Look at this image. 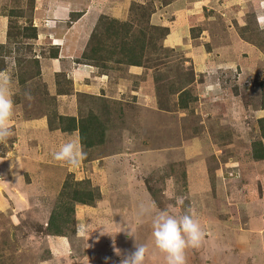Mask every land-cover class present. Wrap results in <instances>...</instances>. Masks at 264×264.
Instances as JSON below:
<instances>
[{
    "label": "rangeland",
    "instance_id": "374dc122",
    "mask_svg": "<svg viewBox=\"0 0 264 264\" xmlns=\"http://www.w3.org/2000/svg\"><path fill=\"white\" fill-rule=\"evenodd\" d=\"M28 1L20 5L18 0H8L3 7L7 0H0V15L5 16L4 25L0 18L2 34L9 30L6 9H27ZM129 1L162 10L170 32L166 40H157L160 50L151 52V63L140 73L114 61L107 70L93 67L99 81L107 85L97 94L106 103L114 101L111 104L116 107L108 116V143L91 152L82 148L78 137L58 133L60 140L53 137L49 149L44 147V151L38 144L43 167L27 161L24 165L37 175L50 173L45 178L41 175L32 186L27 206L20 210L9 207L0 213V264H120L123 256L135 250L136 242L147 247L144 264H166L151 235L154 215L165 209L176 216L191 209L205 233L199 248L186 249V264H264V160L256 162L251 157L252 142L259 137L257 120L264 116L259 86L264 79V34H256L257 28L264 32V0H203L206 5L202 7L197 0ZM182 6L193 7L189 14L195 9V19L185 26V41L178 37L182 22L176 17ZM246 25L255 33L247 32L244 38L241 29ZM40 36L45 39L42 31L38 39ZM5 43L0 74L8 79L14 101L9 122L13 138L17 125L24 131L29 128L27 123L19 124L21 117L52 116L58 113V102L50 96L55 94L53 73L45 67L40 75L33 74L36 68L31 58L42 48L8 36ZM191 68L196 80L190 87L198 101L189 107L193 114H188L168 89L183 70ZM103 73L107 76L102 77ZM159 73L160 82L155 77ZM22 78L28 80L22 82ZM59 79L62 83L64 77L56 76ZM68 88L71 95L60 101L66 107L64 113H87L88 104L79 108L73 86ZM32 139L36 142L37 138ZM8 140L0 145L7 146ZM68 141L83 152L79 164L70 167L57 161L55 165L53 153ZM34 158H38L36 153ZM254 163L262 166L261 177L252 173ZM72 178L90 181L98 190L95 204H76L75 225L67 229V236L50 235L46 230L49 215L65 180ZM9 199L5 193L2 201L6 207L13 206ZM141 206L149 212L141 215ZM103 230L112 235H101Z\"/></svg>",
    "mask_w": 264,
    "mask_h": 264
},
{
    "label": "trees",
    "instance_id": "16d2710c",
    "mask_svg": "<svg viewBox=\"0 0 264 264\" xmlns=\"http://www.w3.org/2000/svg\"><path fill=\"white\" fill-rule=\"evenodd\" d=\"M18 2L22 5L23 0H18ZM26 6L27 9L22 7H13L11 11L6 9V16H9L10 19L7 36L9 40L15 39L18 43L32 46L39 34V29L34 25L35 0L28 1ZM154 11L155 8L152 4L148 5L147 3L143 4L133 1L129 7L127 20L102 15L79 62H86L106 70L113 67L109 64L112 61L126 66L135 65L147 68L152 61V59L150 60L151 52L156 49L160 50L157 40L159 39L160 42L170 32L169 27L151 23V16ZM20 18H25V22L19 21ZM71 20L73 21L74 18ZM251 29L249 25L244 26L241 29L242 36L245 38L247 32L255 33L250 31ZM259 33L264 34L257 28L256 34ZM6 44L0 45V53L2 47L4 48ZM50 55L58 56V53L51 51ZM31 59H33L32 62L36 68L33 74L35 76L40 75V60L36 57ZM22 62L19 59L18 63L23 64ZM57 76L64 75L58 73ZM26 77L29 79L30 74ZM155 77L159 82L162 80L161 73H159V77L156 75ZM28 79L22 78L21 81L25 82ZM195 80V73L191 68L188 72L183 70L177 81L172 82L169 86V92L178 96L177 104L182 110H189V107L198 101L197 94L190 87ZM59 82L57 95L70 94L68 87L72 85V80L64 77L62 83L60 79ZM161 86H159V90L162 88ZM259 86L262 99L261 108L264 110V79L260 81ZM72 94L76 95L79 108L80 106L84 108L88 104L87 113H80L81 116L59 115L58 113L50 116L49 114V127L51 130L59 129L62 132H77L82 148L94 152L99 146L108 143L107 131L111 127L108 116L116 107L113 109L111 102L106 103L108 102L107 99L98 94L75 91ZM51 99L54 102H58L57 96H51ZM187 112L188 114H193L194 111L189 110ZM257 121L259 137L252 142L251 157L254 161L259 162L264 160V116ZM8 152V146L0 145V157H5ZM73 178L65 180L49 215L46 230L50 235L67 236V229L72 224L75 225L74 213L76 204H95L98 190L91 187L90 181H76ZM25 179H27L26 174ZM151 193L154 196V193Z\"/></svg>",
    "mask_w": 264,
    "mask_h": 264
},
{
    "label": "crops",
    "instance_id": "0c3cea01",
    "mask_svg": "<svg viewBox=\"0 0 264 264\" xmlns=\"http://www.w3.org/2000/svg\"><path fill=\"white\" fill-rule=\"evenodd\" d=\"M127 1L130 3L129 0ZM184 1L185 0H182L181 3H185ZM203 2V0H197V3H199L201 7L206 5V3ZM129 3H126V0L124 1V3H119L118 5H112V3H99V0H86L83 3L78 2V0H35L34 25L39 29V33H41L42 31V35L45 36V39H43L42 36H40V39H38V34V38L36 39L38 43L36 44L33 42L34 47L40 46V48H42V50L39 52V55H35L34 57L40 60V67L42 71H44L46 67V69L50 70V72H52L54 75L55 82L53 83L55 94H50V96L58 97L57 110L59 115H66L64 113L66 107L60 105V101L64 100L62 96H68L71 94L57 95V87L60 83L59 80L56 81V76L58 73L64 75L63 77H65L66 79L72 80V86L75 92L97 94L100 91L105 90L104 88H107V85L102 84L103 82L99 81V77L95 73L96 70L93 69V67L97 69L96 67L98 66L95 67V65L87 64L86 62H79L77 61V58L80 57L81 59L82 53L84 52L85 48H87V44L91 38L92 33L95 30L100 17L102 15H107L109 17L117 18L120 20H127V12L129 11V7L131 5V3ZM7 4L8 0L3 5V7ZM168 4L171 3H166L167 6ZM192 8V6H187L186 8L182 6L179 12L177 11L176 13V17L182 22L178 28V37H180L182 41H185V38H187V35L184 36L187 29L185 26L190 23L189 20H191V18L195 19L194 15H192L193 12H195V9L192 14H189V11ZM157 9L158 7L151 16V23L154 25H162L166 27L169 26L167 25L169 23L166 19V16L164 15L165 13L162 10ZM163 9H167V7H163ZM71 17L74 18L73 21L71 20ZM0 18L2 19L3 23L5 20V16L0 15ZM2 28L5 27L3 26ZM188 29H190V27H188ZM46 39H48L49 42L52 41V43L42 41ZM55 40L57 41L54 42ZM6 41L7 34H2V32L0 31V44L5 43ZM51 51L57 52L58 56H51ZM74 60H76L77 63H75ZM114 67L116 66L114 65ZM127 67H131L133 70L135 69L134 71H137V73H140L142 70L141 68H143L142 66L135 65ZM102 71L107 73L105 70ZM100 75H102V77L107 76L104 73ZM91 77H93V79L90 82H87L86 79H90ZM78 80L81 82H78ZM96 81H98V84L96 83ZM120 95L123 94L121 93ZM73 96L76 97L75 94H73ZM111 103L114 104V101H112ZM121 104L122 103H120L119 105ZM119 105L117 104V106ZM117 109H119V107H117ZM19 121H21L19 122V124L27 123L29 128L24 131L19 125H17V128L15 130V132L17 131V135H15L16 137L10 138L7 143L9 152L5 157L0 158V213L6 212L9 207L13 208L14 210V208L19 209L27 206L25 200L27 196L29 199L31 198L30 195L33 193L31 189L32 186L40 181L41 175H43L45 178L46 174L50 173V171L49 173H46L44 171L45 173L42 172V174L38 173L37 175L35 170L28 171L26 167L27 164L24 165V162L27 161L29 164L31 163V165H41L43 167V164L40 162L42 161V155L38 152L37 149L38 144L42 145V149L44 151L46 150L44 147H47V149H49L55 142L53 140V137H58L59 139V136H57L58 133L65 134L66 136L71 135L78 137L77 141L80 142L77 132L68 133L62 132L59 129L51 130L49 127V119L47 116H43L38 119L32 118L29 120L28 117L24 116L21 117ZM15 124H18V122H15ZM51 136L52 139L50 141L48 139L51 138ZM75 137L72 138L74 139ZM32 138H37L36 142ZM35 153L36 156H38L37 159L34 158ZM36 162H38V164H36ZM55 163V165L58 164L57 161H55ZM262 166H264V164ZM253 167L254 171L252 173L255 174V177H261L262 172L260 171L261 167L259 163H254ZM57 168V166L53 167V170ZM25 170H27L28 172ZM44 170H46V165L44 166ZM27 173L29 174V177L27 176V179H25V174ZM20 175H22L23 179L20 178ZM223 175L224 174L222 173V176ZM35 176H38V178H35ZM49 176H52V173ZM48 181L51 182L52 180ZM21 182L24 183L21 184ZM210 183L212 184L211 179ZM5 193H7V195L9 196V201L13 203V206L6 207L3 203L2 199ZM16 201H18V203H16Z\"/></svg>",
    "mask_w": 264,
    "mask_h": 264
},
{
    "label": "clouds",
    "instance_id": "9594fccd",
    "mask_svg": "<svg viewBox=\"0 0 264 264\" xmlns=\"http://www.w3.org/2000/svg\"><path fill=\"white\" fill-rule=\"evenodd\" d=\"M264 30V24H261ZM30 98V94H26ZM14 101L8 79L0 74V143H6L12 136L10 120L13 115ZM83 152L79 145L68 141L60 145L53 153V159L70 166L79 164ZM149 210L144 206L140 208V214H146ZM152 238L155 248L164 254L166 264H186V249L199 248L203 242L205 233L202 231L195 213L189 209L185 214L176 216L168 210L157 212L152 221ZM109 234L106 230L101 235ZM127 234L134 237L132 231ZM112 235V234H109ZM114 236V235H113ZM119 251V250H117ZM147 247L143 244H135V250L123 256L120 264H144Z\"/></svg>",
    "mask_w": 264,
    "mask_h": 264
}]
</instances>
